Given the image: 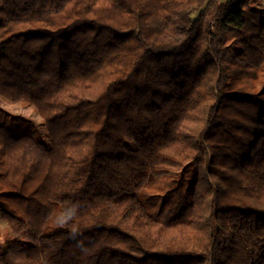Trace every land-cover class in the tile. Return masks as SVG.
Returning a JSON list of instances; mask_svg holds the SVG:
<instances>
[{"label": "trees", "instance_id": "16d2710c", "mask_svg": "<svg viewBox=\"0 0 264 264\" xmlns=\"http://www.w3.org/2000/svg\"><path fill=\"white\" fill-rule=\"evenodd\" d=\"M0 264H264V0H0Z\"/></svg>", "mask_w": 264, "mask_h": 264}, {"label": "rangeland", "instance_id": "374dc122", "mask_svg": "<svg viewBox=\"0 0 264 264\" xmlns=\"http://www.w3.org/2000/svg\"><path fill=\"white\" fill-rule=\"evenodd\" d=\"M1 104L3 105L4 103H1ZM5 107L9 108L10 110H14V111L20 112L24 115L33 117V114L29 108H24V107H20V106H13V105H5ZM35 118H37V117H35Z\"/></svg>", "mask_w": 264, "mask_h": 264}, {"label": "clouds", "instance_id": "9594fccd", "mask_svg": "<svg viewBox=\"0 0 264 264\" xmlns=\"http://www.w3.org/2000/svg\"><path fill=\"white\" fill-rule=\"evenodd\" d=\"M66 218H67L66 216H64L63 214H61L59 222L61 224H63L65 222Z\"/></svg>", "mask_w": 264, "mask_h": 264}]
</instances>
